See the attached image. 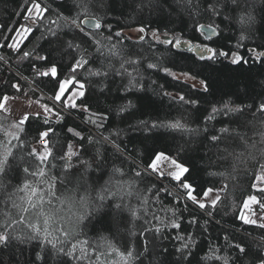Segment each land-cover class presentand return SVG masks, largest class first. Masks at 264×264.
Here are the masks:
<instances>
[{
    "label": "trees",
    "instance_id": "16d2710c",
    "mask_svg": "<svg viewBox=\"0 0 264 264\" xmlns=\"http://www.w3.org/2000/svg\"><path fill=\"white\" fill-rule=\"evenodd\" d=\"M79 1H81L82 6ZM36 2L40 3L42 7H47L48 12L44 14L43 21H38L30 25L33 29L32 32L21 42V51L13 49L14 55L24 51H33L45 56L50 55V59L56 62L59 71L65 78L72 75L69 66L72 65L75 60H80L81 58L88 60V64L78 69L76 74V79L82 81L84 84L85 94L80 99L86 101L95 111L101 112L106 119L102 122L103 126L101 128L97 127L96 129V132L101 136L96 133H87V135L83 137L84 139H80L81 147L79 151H74L78 155L72 156L71 160L79 158L85 159L89 163L95 160L94 162L96 163L88 164L86 162L87 164L85 163L84 165V167L86 165L92 167V169L86 168L88 170L86 176L87 181L89 180L90 182V186L93 185L94 189L96 184L100 181L99 178H101V174L99 173L102 172V169L103 171L104 169L107 170V162L119 163V165H121L119 167H123L125 163V167L129 168L132 163H130L128 158L147 163L146 160L150 154L148 150L153 147L160 150L167 148L170 152H172V149H182L179 137H175L174 135V132L177 131L161 128L157 130L158 134L155 136L152 132L147 130L141 131L143 128L141 121L148 122L149 124L153 122L169 123L168 120H171V114L173 112L171 111V107L174 105L173 103H175H172V101L180 100L177 99L176 96H163L161 93V86L158 87L157 85L154 87L150 86L153 92H147L146 89H142L139 86L129 91H124L127 85L125 83L126 78L118 76L117 72H123L121 64L129 71V68H131L129 59L131 60L133 55L123 53L121 54L120 60L115 57L109 58L106 54H101L100 56L98 54L100 48L98 46L99 36L97 33L87 31L80 25L82 16L95 15L112 27H107L110 29L108 32L110 37L109 39L107 38L109 43L107 49L110 48L111 51H113L116 46L120 52L121 48H124L125 51L127 49H133L132 52H134L135 49L143 48V50L139 49L142 51L139 55L145 58L144 62H147V64L178 66L180 69L184 70L191 68L194 72L200 71V75L207 78V82L210 84L207 92L197 91L195 88L191 87L192 85L183 84L193 89L189 90V93L194 98L198 99L199 97H204L206 100L215 98V100L217 99L216 104L230 99H232L231 101L233 102L240 103H245V100L250 102L251 98H259L260 101H264V57H261L259 60L255 59L250 61V58H245L246 56H243L244 59L249 61L247 64L229 63L224 57H220L211 62L199 61L188 52L175 50L172 46H168L167 44L157 43V45L152 48L150 44L153 40L146 32L141 33L138 37L139 39L134 40V42L126 37V35L119 32L122 26L134 25L149 29L156 28L161 32H181L185 36L198 39L200 35L196 32V23L208 22L217 24L220 32L213 43L224 46L228 51L233 47L235 42H240L243 46L249 43L251 46L264 48V0H237V4H232L231 0H36ZM31 3L32 0H0V35L3 33L10 37L12 32L16 31L17 27L28 25L25 14H22V10H24L25 13V10L29 8ZM83 3H85V5H83ZM209 4L216 7V11L219 13L218 15L211 12ZM77 9H80L81 12ZM237 15L239 16L237 17ZM23 16L24 19H22ZM249 17H251V19H249ZM73 20L77 21L80 25V29H83V31L72 24ZM241 36L245 38L241 39ZM119 37L122 40H119ZM69 45H71V47H69ZM147 46L150 48L146 49ZM101 48H103V46ZM41 49H43V51H41ZM246 52L248 51H243V53ZM1 53L2 56L6 57L4 55V49ZM117 54L119 55L120 53L117 52ZM32 63H35L36 66H40L44 62L24 59L20 63L15 64V66L11 64V67L14 66L19 73L23 74L28 80H31L37 87L54 93L56 88L55 81L51 80L49 77L31 75L33 70L30 65ZM97 71L107 72L108 75L106 77L97 76L95 75ZM2 72L3 70L0 67V76L4 74ZM159 75H161L160 72ZM151 76H155L154 73ZM16 84H19V91L13 87V85ZM104 85H108V87H104ZM145 86L148 85L143 83V87ZM164 86L166 88H163V90L169 89L172 91L175 84L172 81H166L163 87ZM25 87H29L26 81L21 80L19 76L12 72H7L5 79L3 81L0 80V99L6 94L17 95L21 90H24ZM109 88L111 91H109ZM156 88L158 90H156ZM32 91L34 90L32 89ZM239 91L240 93H238ZM80 99L78 103H80ZM128 101L132 102L133 107L129 108L127 111H120L121 107L126 105ZM198 105L199 104L192 106L189 110V112L192 113L188 115L191 117L190 125L195 124L196 121L200 123L201 117H206L212 106H208V102L205 103L207 106L205 109H202ZM74 111L75 117L63 115L57 122L48 124H44L43 115L42 117H36L35 114H29V119L23 125V130H18L17 134H15L19 136L20 139L17 140L12 138L13 140H11L8 145L13 156L17 157L16 167L27 166L29 162L34 161L32 156L27 155L29 150H31L30 142L37 139L40 131L52 128L54 132H50L48 139L53 158H50L49 167L45 168V171L48 173V177L62 174L61 164L64 163V161L59 160V156L63 153H67L68 142L75 138L74 133L68 132L67 129L72 128L75 132L84 129L80 127L81 125L76 120L78 115L82 118L83 112L79 109ZM78 111L80 112L78 113ZM240 114L241 113L236 115L232 114L226 118L218 119L217 126H229L235 129L240 128L238 122L242 123V121L246 119L244 112ZM3 118H5L3 112L0 111V126L4 128V126L7 127V124H4ZM6 118L9 117L6 116ZM263 120L260 121L263 122ZM215 121L216 119L214 121L212 120L213 123ZM262 122L258 124H262ZM201 124H203V122L199 125L202 126ZM208 124L211 125L210 121H208ZM210 125L200 128H203V131L208 133V131L212 129ZM243 127L247 128L245 125ZM197 131L199 130L197 129ZM203 131L202 134H199V136L197 135L195 142L202 143V140L205 139L201 136L203 135ZM240 131L243 130L240 128ZM255 131L256 129L252 132L253 135ZM159 133H162V135ZM247 133L249 134H245V137L241 139L249 141L251 134L249 131H247ZM238 137L239 136L235 134L231 135L228 137L230 138L228 142L234 143L237 141ZM55 139L59 142L55 143ZM198 139L201 142H198ZM86 141H91V149L85 147L84 144ZM182 142L185 143L184 141ZM237 144L241 146L239 141ZM114 145L123 153L118 152ZM230 149H232V147ZM239 149V147H234L230 151L238 153L237 151H239ZM218 151L219 150L215 148L203 147L201 144H188L180 151V156L183 157L193 169V183L202 185L204 188H214L219 182H225L226 191L228 192L230 187L231 199L232 201H236V203L231 204H236L234 208L238 210V208L240 209V201L242 199L240 196L242 192L248 190V186H250V181L252 179L251 176L254 175L258 169L256 168L253 174L254 164L249 162V160H247L245 164L233 163L231 159H220ZM215 156L218 158H215ZM255 156L256 155H252L254 159L252 161L257 159L260 163H264V159ZM21 157L23 158L22 160L19 159ZM238 158H244V155H240ZM9 160L11 162L12 157H9ZM98 164L102 165V167H98ZM116 164L114 166H116ZM52 165H54V167ZM223 169L231 175H227L226 173L225 175H217L220 170ZM83 170L84 168L79 169V171L75 173L76 176H79L81 172H85ZM132 176L137 177L135 173ZM132 176L122 181L126 182L125 185H127V189L131 190V188L134 187L132 189L136 193H138V188L140 193L143 188V193L141 194H143L142 196H145V198L143 200L142 197L140 201H135L133 207L130 208L132 214L136 212L131 219L130 214L125 213V209L128 208L125 199L122 200L123 205L121 206V210L120 208H113V204L107 201V199L103 202L99 201L98 197L102 195L101 192L95 200H90L88 194L76 195V192L79 190L83 193L82 188L84 186L82 182L77 183L75 179L71 183L65 182L63 184L58 179L53 181L56 184V196L60 189H64L65 192L69 194L66 196L63 195L64 198L78 201L80 204L73 209V212H76L75 215H81L78 214V212H83L90 206V210L95 211L96 215L90 219L91 215H88V212H86L85 216L89 218L88 225H84L78 216L72 218H70V216L66 217L62 211V209L65 208H62L58 199L46 196V200H52L51 205L47 203L44 205L45 213L51 215L48 226H51L52 222L56 221L60 225L62 224L61 226L64 230L79 235L80 230H90L91 227L94 232H99L101 234V236H98L101 243L95 242L96 240L94 241V239L90 241L86 236L82 235L85 241L81 237H78L71 245L65 244V247L60 246L55 249L50 247L48 240L54 241L56 238L59 239L60 236L64 235L63 232L52 230L48 227L49 232L57 234V236L56 238H52L53 235L51 234L45 238L43 231L37 236L31 230V232H29V238L26 239L24 233L21 234L23 228L13 224L12 216L10 217L8 215L10 213L6 212L5 216L4 212L0 210V231L6 230L12 237L14 232H18L23 236L22 238L29 241L26 243L16 241L14 243V241H11L12 238L6 245H0V264H101V260L109 264L117 262H120L119 264H124L123 261H121L120 252H125L126 249H128L126 245L131 238L129 235L131 233L129 230L130 222H134V229L140 228L141 226L138 225L141 223L135 219L144 217V214L147 212H142L143 208L147 205L150 206L152 199L155 198L159 203L162 202L164 197H166L167 200L170 199V197L158 191L157 185L151 187V184L156 183L148 182L149 185H146L147 182L140 177H137L139 182V187L137 188V185L132 184L129 180ZM24 177L25 174L22 171L11 172L9 174L11 180L10 185H19L23 182ZM225 177H227V181ZM232 178L236 180L235 187H233ZM10 185L6 187L8 192L10 191L8 197L10 194L15 193V187H9ZM143 185H146L147 190ZM3 190H0V196L3 195ZM256 193L259 194L258 192ZM24 195L25 194L22 192L16 193L11 199L9 198L8 204H10L12 209H15L16 207H13L14 200L15 203L19 205V210L28 208V212L22 211V216L26 219V216L36 215V210L31 209L26 199H20V197ZM129 195L131 194L129 193ZM225 196L224 198L221 196V199L223 198L222 201L225 200ZM171 202V204H167V206L172 209V211H170V217H168V214L164 216L163 213L161 214V212H159L160 216L158 219H165L169 227L166 229V227L159 226V228L162 229H159V232H161L159 238L164 240L159 241L158 251L156 253L154 252L156 254L155 259L154 257H146L145 260V256H143L139 260L136 258V262H134L133 260L130 261V258H128L127 264H225V261H227L228 264H257L259 261L258 258L262 255L261 247L263 248L264 244L258 241L256 242L243 234H239V232L233 228L228 229L216 221L218 219L223 224L230 225L227 221V213H218L219 209L216 208L214 216L215 218L217 217V219L212 220L189 204H184V206L181 202ZM101 204L103 206L98 208ZM225 204L228 203L222 202L221 209ZM130 206H132V203ZM233 214L235 213H232V215ZM193 218H195L196 222L189 223ZM41 220L42 221L37 222V224H41V229H43L44 217H42ZM66 220L68 221L66 222ZM131 220H133V222ZM173 222L179 224L180 227L173 228ZM230 223L235 225L233 226L235 228L236 225H239V221L235 216ZM53 224L55 223L53 222ZM65 224L67 225V229ZM157 225H159V223H157ZM70 226L73 228L69 229ZM156 227H150L148 231L150 230L149 232L154 233L155 230H158V227ZM243 229L245 231L249 230L251 233L264 234V228H260L256 225L244 224ZM178 237H184V239L181 241ZM228 237L231 239L230 242L227 239ZM184 244H187L188 248L184 249L183 253L178 252L177 249H181ZM237 244L245 248L247 254L239 253L235 248ZM73 245H75V252L72 256H66L64 253L54 256V254L48 253L49 251L47 250L50 248L51 250L59 252L58 249L63 247L64 251L68 252L72 250ZM138 245L141 246L140 243ZM131 246L135 247V244ZM86 249L92 252L84 254ZM131 250H133V248H130V251ZM189 252L190 254H188ZM203 253L210 258L209 262L202 261L201 258ZM135 255L137 256L136 252ZM87 256L91 258L88 260L86 258ZM110 257L112 260L108 261L107 259ZM84 260L86 261L84 262Z\"/></svg>",
    "mask_w": 264,
    "mask_h": 264
},
{
    "label": "rangeland",
    "instance_id": "374dc122",
    "mask_svg": "<svg viewBox=\"0 0 264 264\" xmlns=\"http://www.w3.org/2000/svg\"><path fill=\"white\" fill-rule=\"evenodd\" d=\"M79 3L82 6L81 1H79ZM83 5H85V3H83ZM29 7H31V5ZM77 10L79 12H81L80 9H77ZM22 14H25V17H26L27 16V9L25 10V13H24V10H22ZM22 14H21V16H22ZM238 16L239 15H237V17ZM86 18H92V19L95 18L96 20H99L101 22L102 27L97 29L94 26L96 21H91V23H89V22L85 23ZM22 19H24V16L22 17ZM238 20H239V18H238ZM32 23H33L32 20L27 19L28 25L23 26V27H31L30 25H32ZM201 24L211 25L212 27L215 28V33L212 32V34H213L212 36H207V34H205L202 30L199 29V25H201ZM80 25L84 29H86L87 31H91V32L98 34V36H99V45L98 46L100 47L98 54L100 56H101V54L102 55L106 54L107 57H109V58L115 57V58H118V60H120L121 54H123V53H126V54L129 53V54L133 55V58H131V60L129 59V61H136L137 63L131 64V68H129V71L127 70V72L132 73V77H135V81H134L135 86H130V89H134L137 86L140 87L141 85H143V83H146L148 86H145L143 88L146 89L147 92H153L150 86L154 87L155 85H157L158 87L161 86V88H162L161 93L163 96H164V93H169V95H171V96H176L177 99H179L180 96L184 97V100L179 99L180 101H175V100L171 99V100H173L172 103L175 102V103H173L174 105H172V107H171V111H173L171 114L172 118H171V120H168L169 123L163 122V124H165V125L171 124L174 122H178V123L184 125L183 128H175V129L165 127V129H168V130L177 131V132H174V135H175V137H179V141H180L182 149L184 148V146H186L188 144H201L203 147L215 148L216 150H219L218 152H219L220 159H225V160L231 159V161H233V163H237V164H239V163L245 164L247 162V160H249V162H252V164H254V166H253L254 171L252 173L254 174L255 169L257 168L261 174V172H262L261 165H264V163H260V161H257V159L255 161H252V160H254L252 158V155H256L255 157H259V158L264 159V136H263L264 135V132H263L264 131V120H263L264 119V113H261L259 111V105L264 103V101H260L259 98H251L250 102L245 100V103H240V102H233V101H231L232 99H230V100H225V101H222L221 103L216 104L217 99L215 100V98L209 99V100L204 99V97H199L198 99L194 98L189 93V90H193V89H191L190 87H186L183 84L192 85L191 87H193V85H195V87H193V88H195L197 91H203L204 92V90L200 86L199 81L204 80L205 77L199 75V76H197L196 80H192L190 78L181 76L180 75L181 72H186L188 70L180 69V67H178V66H166V65H161V64L160 65L155 64L156 65L155 68H149L147 62H144L145 58H143L142 55H139L142 52L140 50H143V48L142 49L141 48L135 49L134 52H132L133 49L132 50L127 49L126 50L127 52H126L124 48H121V52H120L117 49V46L114 48L113 51H111L110 48L107 49L108 44H109L108 39L110 37L108 32L110 31L109 28H112V27L109 26L103 19H101L95 15H84V16H82L80 19ZM108 26H109V28H107ZM21 28H22V26L17 27L16 31H13L10 37H8L7 34H3V33H1V35H0V45H4L3 46L4 48L0 47V53L4 49V55L6 56V57L2 56L1 54H3V53L0 54V56L3 57V59H0V65H1L0 67L3 70L2 73H4L0 76V80L3 81L5 79L7 72H12L15 75L19 76L21 80L26 81V83L29 84V87H25L24 90H21V92L19 94L13 95V96L7 95L9 97V100L6 104L8 111L0 110L3 112V115L5 117V118H3L4 124H7V127L4 126V128L0 126V156H2L4 154L6 149H9V147H8L9 143L11 142V140H13L12 138H14L16 136L15 134H17V132H18V129L15 127V125H17L20 122V120L23 118V116L26 113L29 115V114H35L37 112H41V113H43L44 119H47L49 121V123H52V122H57L58 120H60L63 115H71L72 117H75V114L73 113L74 110L77 111V109H79L81 112H83L79 107L76 109L63 108L61 102H54L53 101L52 97H53L54 93H51L49 91H45L44 89L37 87L31 80H28L23 74L19 73L17 71V69L14 67L15 64L20 63L22 60H24V59H21L22 52H19L18 54L14 55L13 49L8 48L7 44L12 43L15 40L19 39V37H17V35H16V32H17V30H19ZM140 28H143L144 32H146L148 34V36L153 40V42H151V44H150V46L152 48L155 47L157 45V43H160L159 41H157L153 38V33L155 32V33L160 34L161 40H163L165 38L163 34L167 33V32H161L156 28L155 29L154 28L149 29V28H145L142 26H134V25L133 26H122L119 29V32L123 33L124 35H126V37H128L130 40H132L134 42V40L139 39L138 37L141 34V32L139 31ZM195 28H196V32L200 35L198 39L191 38L189 36H185L181 32L167 33L168 34L167 38L171 39V38L178 37L182 41H185V40L189 41L191 44L197 45L198 47L208 46L211 48H215L217 50L228 51L224 48V46H219L218 44L213 43L214 39L216 37H218L219 33H220L217 24L208 23V22H198V23H196ZM209 37H211V39H209ZM119 40H122V39H120V37H119ZM115 45H116V43H115ZM102 46H103V48H101ZM168 46H170V45H168ZM244 46L240 42H238V43L235 42L233 44V47L229 50H231L232 52H236L240 56H244V57L246 56L245 58H250L251 59L250 61L255 60L256 54L264 52L263 47L259 48L257 46H251L249 43L245 44ZM148 48H150V47L147 46L146 49H148ZM173 49L179 50L182 52L183 51L188 52L190 55H193V57H195L197 60H199L197 53L190 51L189 48L187 46H184L183 44L181 45L180 48H174L173 47ZM250 49L254 50V51H249ZM245 50H247L248 52L243 53V51H245ZM137 51H139V52H137ZM144 51H146V50H144ZM31 52H33V51H31ZM117 52H119L120 54L118 55ZM33 53H36V52H33ZM262 57H264V56H262ZM226 60L229 63H231L230 58H226ZM11 64L14 66L11 67ZM37 67H39V66H37ZM124 68H125V66H124ZM166 68L170 69V73L164 71V69H166ZM32 70H33V72L31 75H36L35 69L32 68ZM123 71H124V69H123ZM159 72L161 75H159ZM121 73H123V72H121ZM153 73L155 76H151V75H153ZM118 76H122V77L126 78L125 79V83L127 84L126 86H129V80L132 79V77H129L127 74L118 75ZM177 76H179V79L174 78ZM166 81H172L175 84V87L172 89V91L169 89L163 90V88H166L165 86L163 87V85L165 84ZM80 82L83 83L82 81H80ZM31 87H36V90L31 91L32 90ZM156 90H158V89L156 88ZM83 91H84V89H83ZM124 91H125V88H124ZM238 93H240V91ZM169 95H167V96H169ZM4 96H6V95H4ZM4 96H2V98ZM2 98L0 100H2ZM79 99L80 98L77 99V104H79L78 103ZM188 100H197L198 101L197 104H199L198 106L201 107L202 109L203 108L205 109L207 107L205 105L206 102H208V106L212 105L210 107L209 112L207 113V116L209 114H211V110L213 107L221 108L223 103H228L230 107H233V106L242 107L244 109L243 112L245 113L246 119L244 118L245 121H242V123L238 122L239 123L238 125L240 126V128L243 131H240V128L235 129L234 127H229V126H227V127L226 126H217L218 125V123H217L218 119L226 118L227 116L232 115V114L236 115V114H239V112H231V113H227V114L217 113L215 115L216 121L213 123L212 120H210L211 125L208 124L209 120L207 119V116L206 117L202 116L201 117L202 118L201 122H203V124H201L202 126L199 125L201 122L199 123L197 121L195 124L190 125V120H191L190 118L191 117L188 115H191L192 113L189 112V110L192 106H196L197 104H195V105L189 104V103H187ZM43 102L48 104L49 107H54L55 109H59L62 113V116L57 117L55 115V113L50 114L47 112H43V108H42ZM177 103H179V104H177ZM213 103H215V104H213ZM88 108H89V111L83 112L82 118L79 117V115H78V118L76 117V120L81 125L80 127H83L84 129L79 131L80 136L75 135V138H73L71 141L68 142V145L72 146L73 152L79 151V148L81 147V143H80L81 136L84 137L85 135H87V133L98 134L96 132L97 124H100L101 121L99 119V115H95V114H101V112L95 111L93 108L90 107V105H88ZM80 111H78V113ZM6 116H8L9 118H6ZM262 117H263V119H262ZM89 118L92 121H96V123L95 124L91 123L89 121ZM258 120L259 121L263 120V122L260 121V122H262V124H258V123H260ZM209 125L211 126L212 129L209 130L208 133L203 131L204 130L203 128L202 129L200 128V127H205V126H209ZM244 125L247 126V128L243 127ZM214 126H216V127H214ZM224 128L228 129L227 133H224L221 131ZM193 129H195L196 131H192ZM197 129L199 131H197ZM255 129H256V131L253 135L252 132ZM258 130H261V131H258ZM202 131H203V135H201V136L203 139L204 138L205 139L202 140V143H197V141L195 142V140L197 139V135L199 136V134H202ZM247 131H249L251 134L249 141H246L245 139H241L242 137H245L244 136L245 134H249V133H247ZM209 132H211V133H209ZM9 133H11V135H9ZM234 134L236 136H239L237 138V141L234 143L230 142V141L228 142V139H230L228 137H230L231 135H234ZM98 135H100V134H98ZM212 135L219 136L220 140L219 141L212 140L211 139ZM64 137H65V135H64ZM56 140L57 139H55V143H58L59 141H56ZM182 141H184L185 143H183ZM238 141L240 142L241 146H238V144H237ZM198 142H201V141L198 139ZM84 145L86 148L91 149V146H92L91 141H86V143ZM114 146L118 152L123 153L122 151H120V149L116 145H114ZM231 147H232V149L234 147H237V148L239 147L240 149H239V151H237L238 153L231 152L230 151V150H232V149H230ZM30 148H31V150L36 149L38 152L44 151L43 145L39 143L38 139L30 142ZM64 149H65V147H64ZM177 150L178 149H176V150L172 149L171 153L175 156ZM240 155H242V156L244 155V158H241L242 160L240 158H238V157H240ZM215 158H218V157L215 156ZM128 159L130 160V163H132V165L130 164L129 168L125 167V163H124L123 167H119V166H121V165H119V163L116 164L114 162H107V164H106L107 170L104 169V171H103V169H102V172L99 173V174H101V178H99L100 181H99V183L96 184L95 189H94L93 185L90 186V182L88 180L87 184H84L82 182V184L84 186L82 188L83 193H81L79 190L76 192V195H79V194H86L87 195L88 194L90 200L91 199L95 200V198L101 192L102 195H106L107 201H109L111 204H113V208H115V209H116V207H115L116 204H120L122 206L123 205L122 200L128 199L129 205H128V208L125 209L126 210L125 213L130 214V219L132 217H134L133 215L136 212L132 214L130 212V208L133 207V205L135 204V201H140L141 198L143 197L142 196L143 194H141V193H143V188L141 189V193H140L139 188H138L139 182L137 180V177H134L132 175H134V173L136 175L137 171L142 172L143 169L147 166V163H142L143 161H137L136 159H133V158H128ZM94 161L95 160H92L91 163H96ZM86 162H87V160H85V159L83 160V159H79V158L76 160L75 159L71 160V163L74 165V168H76V169L84 168L83 171H85L86 168L92 169V167L89 165H86L84 167ZM87 163L91 164L89 162H87ZM115 164H116V166H114ZM87 169H86V172H88ZM115 169H121L123 174H121L120 172H116ZM220 172L217 175H225V173L227 175H231L229 172L225 171V169L220 170ZM127 174H128V176H127ZM125 176H127V177L132 176L131 179L129 178V180L131 181L132 184L137 185L138 193L134 192V190L132 189L134 187H132L131 190L127 189V185H125L126 182L122 181V180L127 178ZM257 176L258 175L254 176V180ZM231 180L233 183V187H235L234 185H236V180L234 178H232ZM146 182H147L146 185H149L148 184L149 181H146ZM155 183L156 184H151V187H154L155 185H157L158 191L164 193V195H166L167 197H170V199L167 200L166 197H164V199L160 203L155 198L152 199V203H150L151 205L150 206L147 205L149 208L147 206H145L143 208L142 212H144V213L147 212L144 214V217L143 218L138 217L137 219L134 218L135 220L139 221V223H141L140 225H138V226H141L140 228L134 229V222H133V220H131L133 222V223L130 222V224H129V230L131 232L129 235L131 236V238L127 242L126 246L128 247V249H126V251H125V252H127L128 250L130 251V248H133V250H131L133 255L130 258V261L133 260L134 262H136V258L139 260L143 256H145V260H146V257H151V258L154 257V259H155V257H156L155 253L158 251L157 248L159 247V245H158L159 241L164 240V239L161 240L159 238L161 236L160 235L161 232H159L160 231L159 229H161V228H159V226L160 227H166V229H168L167 227H169V224L166 222L165 219L164 220L158 219V217L160 216L159 212H161V214L163 213L164 216L166 214H168V217H170L171 216L170 211H172V209H171V207L167 206V204L168 203L171 204L172 203L171 201H174L177 203L181 202L182 205L189 204L193 207H196L200 212H202L203 214H205L207 217L211 218L212 220L217 219V217L215 218V216H214V212H215V209L218 207V209H219L218 213L224 212V213L228 214L227 215V219H228L227 221L229 222L230 225L223 224L222 222H220L217 219L216 221H218L219 224L224 225L228 229L233 228L234 230L238 231L239 234H243L244 236H246L250 239H254L256 242L258 241L261 244H264V234L263 233L262 234H260V233L253 234V233L249 232V230L245 231L243 229L244 223L238 219V214L242 211V208H240V209L238 208V210H237V208H234V205L236 207V204H231V203H236V201H234V200L232 201V199H231L230 187H229L228 192L226 191L225 182H221L219 184V186L214 187V189H216V192L214 193V195H218L220 197V200H219L218 204L216 205V207L215 208H206V209H199L197 206L193 205L192 202L187 198L186 194L184 193V190L181 189L176 184V182L171 181V178H162L161 180H159L158 182H155ZM170 184H172V185H170ZM250 184H251V181H250ZM13 185L14 184L10 185L9 187H12ZM146 185H143V187H145L147 190ZM102 189H107V192H103ZM3 191H4L3 195L0 196V210L4 212L5 216H6V212H9L11 215L8 213L7 214L10 217L12 216L13 224H15L16 226H18L20 228H23V231L21 232V234L24 233L26 239L29 238V232H31V228H29V226H28L29 222L37 224V222L42 221L41 220L42 217H39L37 215H31V216H26V219H25V217L22 216L23 212L21 210H19L18 207H16L15 209H12L10 204H8V202L10 200L8 197V194L10 191L8 192L7 188H5ZM129 193L131 195H129ZM221 196L223 198L225 196L226 197L225 200L222 201L223 198L221 199ZM144 198H145V196L143 197V200H144ZM222 202L223 203L227 202L228 204H225V206H223V208L221 209ZM131 203H132V206H130ZM73 204L76 205L75 202H73ZM168 207L171 210H169ZM175 207H178V206H175ZM71 209H73V207H71ZM258 209H259V205L255 208L254 211H256ZM62 211L64 212L66 217H69V216H70V218L74 217V214H72L71 212H68L65 209H62ZM136 211H138V210H136ZM243 211L245 212L246 215L249 214L247 210H243ZM209 212H211V215H209ZM232 213H235V214L232 215ZM212 215H213V217H211ZM234 216L239 221V225H236V228L233 227L235 225H232L230 223V221L233 220ZM22 217H23V222H20ZM67 221L68 220H66V222ZM53 222L55 224H53ZM53 222H52L51 226H48L52 230H56L58 228H63L61 226L62 224L60 225L56 221H53ZM257 222L259 224L264 223V220H258ZM153 223H154V225H153ZM157 223H159V225H157ZM38 225H41V224H38ZM0 227H1V225H0ZM26 227H27V229H26ZM65 227L67 229L66 224H65ZM150 227H156L158 230L154 229L155 232L151 233V232H149L150 230L148 231V228H150ZM70 228H73V227L70 226L69 229ZM21 234H19L18 232H16V233L14 232L12 234L13 237H18V239L13 238L11 241H14V243L16 241L21 242V243L29 242V241H26L25 238H22L23 236ZM51 234L53 235L52 238L53 237L56 238L57 234H54V233H51ZM223 237H224V235H223ZM227 239L230 242L231 239L229 237ZM139 243L141 244V246L138 245ZM132 244H135L136 248L132 247L131 246ZM261 249H262V253H264V248L261 247ZM89 252H92V251L86 249L84 254H86V253L89 254ZM135 252L137 253V256L135 255ZM86 258L89 260V258H91V257L87 256ZM201 259H202V261H205V262L210 261V258L208 256H206L205 253L202 254ZM107 260L111 261L112 258L110 257ZM85 261L86 260H84V262ZM102 263L109 264L108 262H104L101 260V264ZM119 263L120 262L110 263V264H119ZM123 263H124V261H123Z\"/></svg>",
    "mask_w": 264,
    "mask_h": 264
},
{
    "label": "snow or ice",
    "instance_id": "6c2138e0",
    "mask_svg": "<svg viewBox=\"0 0 264 264\" xmlns=\"http://www.w3.org/2000/svg\"><path fill=\"white\" fill-rule=\"evenodd\" d=\"M232 4H237V0H231ZM209 9L213 14L218 15L219 13L216 11V7L212 4H209ZM48 12L47 7H42L40 3L36 2V0H32L31 7L27 9V16L26 19L32 20L33 23H36L38 21H43L44 14ZM251 19V17H249ZM91 23V21H89ZM72 24L75 25L78 29H80V25L77 23L76 20L72 21ZM94 26L99 29L102 27L101 22L99 20H96ZM205 27L209 28V30L213 33H215V28H213L211 25H199V29L203 30ZM31 27H22L21 29L17 30L16 35L19 37V39L15 40L12 43L7 44L8 48H12L17 51H21L20 44L21 42L27 38V35L32 32ZM83 31V29H80ZM139 31L141 33L144 32L143 28H140ZM164 39L161 40L160 34L153 33V38L160 43L170 45L174 48H180L183 44L184 46H187L190 51H193L197 53L199 61H206L211 62L214 60L219 59L220 57L230 58L231 63L233 64H247L249 61L244 59L243 56H240L236 52L224 51V50H217L215 48H211L208 46H203L202 48H196L194 47L189 41H182L180 38H167L168 34L164 33ZM245 37L241 36V39H244ZM211 39V37H209ZM4 45H0V47H3ZM71 47V45H69ZM43 51V49H41ZM254 51V50H249ZM262 56H264V52L258 53L255 55V59L259 60ZM0 59H3L2 56H0ZM21 59H33L34 61H40L44 62L39 67L36 66L35 63H32L30 66L35 69V74L39 77H49L51 80L55 81L56 88L54 90V95L52 97L54 102H61L63 108L67 109H76L80 108L83 112L89 111L88 104L83 99H80V103L77 104V99L82 98L84 96V84L81 83L79 80L76 79V74L78 69L83 68L86 64H88V60L81 58L80 60H75L72 65L69 66V70L72 73L70 77L65 78L62 73L59 71L58 66L56 62L52 59H50L49 56L40 55L39 53H33L24 51L22 52ZM131 64L137 63L136 61H129ZM149 68H155V64H148ZM121 68L124 69L123 73L117 72V75H124L127 74L129 77H132V73H128L127 69L124 68V65L121 64ZM165 72L170 73V69H164ZM201 74L200 71L194 72L193 69H188L186 72H181L180 75L190 78L192 80H196L197 76ZM97 76H107V72H100L97 71L95 73ZM176 79H179V76L174 77ZM135 77H132V79L129 80V86H135L134 84ZM207 81V78L204 80H200V86L201 88L207 92L209 90L210 84ZM126 86L125 91H129L130 87ZM19 91V84L13 85ZM104 87H108V85H104ZM143 88V85L140 86ZM195 87V85H193ZM109 91L111 89L109 88ZM164 95H169V93H164ZM126 99V97H125ZM180 100H184L183 96L179 97ZM9 100L8 96H4L2 100H0V110L8 111V108L6 107V104ZM187 103L195 105L198 103L197 100H188ZM133 107L132 102L128 101L126 105H123L120 109V111H127L129 108ZM43 112L47 113H55L57 117H61L62 113L59 109H55L54 107H49L48 104L42 105ZM198 111V109H197ZM244 109L242 107H230L228 103H223L221 108L213 107L211 110V114L207 116V119L214 120L215 115L217 113L227 114L231 112H239L243 114ZM259 111L261 113H264V103L259 105ZM95 114V113H94ZM43 113L37 112L35 113L36 117H42ZM99 115V119L101 121L100 124H97V127H102L103 120L106 119V117L102 114H95ZM29 116L26 113L23 118L20 120V122L15 125V127L18 130H23V125L28 121ZM89 121L91 123H96V121H92L89 118ZM49 121L47 119H44V124H48ZM141 124L143 125V130H147L149 132H152L153 135H157V130L161 128H183L184 125L174 122L171 124H163L159 122H153L149 124L148 122L141 121ZM68 132L74 133L76 136H80L79 132H75L74 129L68 128ZM192 131H196L193 129ZM224 133L228 132L227 128H224L221 130ZM50 132H54V129L48 128L46 130L40 131L38 133L37 139L40 144L43 145L44 151L38 152L36 149H32L29 151L28 155L32 156L34 158L33 162H29L27 166H21L19 168L16 167V160L17 157L13 156V153L11 149H6L4 154L0 156V190L5 189L8 185L11 184V180L9 178V174L13 171L15 172H23L25 174L24 180L19 185L13 186L15 187V193L10 194L9 198L11 199L13 195L16 193H24L25 195L23 197H20L22 200H27L28 204L30 205L31 209L36 210L37 216L44 217V227L41 229V226L36 223L29 222L28 226L31 228L32 232L35 233L37 236L41 234L43 231V234L45 238H47L51 233L48 230V224L49 220L51 219V215L45 213L44 211V205L45 203L51 205L52 200L47 199L46 196L50 198H56L59 199V197L56 196V184L53 182L55 180H60V182L63 184L65 182L71 183L75 179L77 183L83 182L84 184H87V176H86V169L85 172H81L79 176H76V172L79 171V169H75L74 165L71 163V158L74 155H78L77 153L72 151V146L68 145V151L67 153H63L59 156V160L64 161V163L61 165L62 168V174H58L54 177H48V173L45 171V168L49 167V160L50 158H53L52 149L49 147V134ZM162 135V133H159ZM11 135V133H9ZM15 139L19 140V136H15ZM81 139H84L81 136ZM214 141H219L220 137L217 135H212L211 137ZM149 151L148 156V163L147 166L143 169V171H137L136 176L140 177L142 180L149 181L152 183L158 182L162 178H171V181L176 182V184L184 190V193L186 194L187 198L192 202L193 205L197 206L199 209H206V208H215L218 204L220 197L218 195H214L216 192V189L212 187L204 188L202 185H198L193 183V169L189 166L188 162L180 156V151L182 149H178L176 152V155L174 156L167 148L160 150L155 147L151 148ZM9 157H12V161L10 162ZM19 159H23L22 157ZM83 163V162H82ZM54 167V165H52ZM98 167H102V165L98 164ZM262 172L260 175H258L255 179L257 181V184H264V165H261ZM116 172L122 173L121 169H115ZM18 178V177H17ZM257 184H254L253 187H257ZM46 186V187H44ZM103 192H107V189H102ZM257 191L261 194H264V187H257ZM35 198V199H34ZM99 201L103 202L106 199V195H99L98 197ZM252 205H259V209L257 211H254L252 209ZM103 205H99V207H102ZM13 207H19L13 200ZM115 207L117 209L121 208L120 204H116ZM243 210H247L249 214H245ZM23 212H28V208L21 209ZM88 215H91V213H88ZM209 215H211V212H209ZM83 219V217H81ZM238 219L241 220L244 224H251L256 225L258 220H264V202L261 201V199H258L256 195H250L246 201L243 202L242 205V211L238 214ZM23 222V217L21 218V221ZM195 218H193L192 221H189V223H195ZM260 228H264V223H260L258 225ZM173 228H179L180 225L173 222L172 224ZM56 231L63 232L64 236L67 237L70 233L63 228H58ZM15 238L18 239V237H12L10 233L5 231H0V245H6L10 239ZM58 239V238H56ZM178 239H184V237H178ZM48 243L52 244V247L55 248L56 244L53 243L52 240H48ZM87 243V242H85ZM188 245L184 244L181 249H177L178 252L183 253L184 249H187ZM235 248L238 250L239 253L247 254L245 248L241 247L239 244L235 245ZM59 252L64 253L66 256H72L75 252V245L72 246V250L65 252L64 248L61 247L58 249ZM118 251V250H116ZM190 254V252L188 253ZM132 252H120L121 261H124V264H127V259L132 257ZM260 264H264V257H260ZM225 264H228L227 261H225Z\"/></svg>",
    "mask_w": 264,
    "mask_h": 264
},
{
    "label": "bare ground",
    "instance_id": "6f19581e",
    "mask_svg": "<svg viewBox=\"0 0 264 264\" xmlns=\"http://www.w3.org/2000/svg\"><path fill=\"white\" fill-rule=\"evenodd\" d=\"M167 33H170V32H167ZM33 90H36V87H31ZM32 91V90H31ZM7 95H10V94H6V96ZM13 96V95H12ZM45 102H43V104H44ZM147 161V163L149 162L148 161V159L146 160ZM260 174V171H257L253 176H252V180H251V184H250V186H248L249 188H248V190H246V192H242V195L240 196V198H242L241 199V201H240V203H241V205H240V208H242V205H243V202L244 201H246V199L250 196V195H256L257 197H258V199H261V201L262 202H264L263 200H264V194H261V193H259L258 191H257V187H264V184H257V181H256V179L254 180V176L255 175H259ZM225 180L227 181V177H225ZM221 182H219L217 185H216V187L217 186H219V184H220ZM254 184H257V187H253V185ZM170 185H172V184H170ZM240 185V184H239ZM239 187V186H238ZM256 192H258L259 194H257ZM246 194V195H245ZM66 196V195H69L68 193H66L65 192V190L64 189H60L59 190V193L57 194V197H59V199H58V201L60 202V204L62 205V208H65V210H67L68 212H71L72 214H74V216H78L79 218H80V220H81V222L84 224V225H88V223H89V221H88V219L89 218H87L85 215H86V212H91L92 214H91V216H90V219L93 217V216H95L96 214H95V211H93V210H90V206L87 208V209H85V211H83V212H78V214H81V215H75L76 214V212L74 213L73 211V209H74V207H76V206H78V204H80L78 201H74V200H72V199H68V198H64V196ZM238 198H239V196H238ZM237 198V199H238ZM239 200V199H238ZM73 202H75L76 203V205H74L73 204ZM125 203L127 204V205H129V201L127 200H125ZM258 205H252L251 207H252V209L253 210H255V208L257 207ZM68 207V208H67ZM71 207H73V209H71ZM196 210H197V208L196 207H194ZM218 208V207H217ZM84 210V209H83ZM76 211V210H75ZM257 211V210H256ZM81 217H83V219H81ZM211 217H213V215L211 216ZM259 225V223L257 222V224H256V226H258ZM88 230V229H87ZM80 230V235L79 234H73V233H70V231H68L70 234L67 236V237H65L64 235H62V236H60V238L59 239H57V240H54L53 241V243H55L56 244V247H55V249H57L58 247H60V246H64L65 247V244L66 245H71L72 243H74L75 242V240L78 238V237H81L83 240H84V238H83V236L82 235H84V236H86L90 241H93L92 239H94V241L95 242H97V243H101V241H100V239L98 238V236H101V234L99 233V232H94L93 230H92V228L90 227V230ZM253 234H257V233H253ZM60 235H61V233H60ZM254 240V239H253ZM85 241V240H84ZM182 241V240H181ZM49 245H50V247H52V244H50V243H48ZM181 244H183V243H181ZM263 248H264V246H263ZM49 252L48 253H50V254H54V256H58V255H62V253H60V252H56L55 250H51L50 248L49 249H47ZM260 257H264V253H262V255H260ZM259 257V258H260ZM259 258H258V260H259ZM117 261V260H116ZM257 264H260V260L257 262Z\"/></svg>",
    "mask_w": 264,
    "mask_h": 264
},
{
    "label": "water",
    "instance_id": "95a60500",
    "mask_svg": "<svg viewBox=\"0 0 264 264\" xmlns=\"http://www.w3.org/2000/svg\"><path fill=\"white\" fill-rule=\"evenodd\" d=\"M86 21H85V23H87V22H89V21H96V19L95 18H86L85 19ZM90 23V22H89ZM214 28V27H213ZM205 34H207V36H212L213 34H212V32L209 30V28H207V27H205L203 30H202ZM193 45V44H192ZM194 47H196V48H202L201 46L200 47H198L197 45H193Z\"/></svg>",
    "mask_w": 264,
    "mask_h": 264
}]
</instances>
